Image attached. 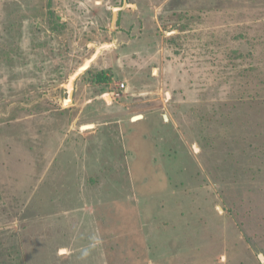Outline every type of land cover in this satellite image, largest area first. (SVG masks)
I'll return each instance as SVG.
<instances>
[{
    "label": "rangeland",
    "instance_id": "1",
    "mask_svg": "<svg viewBox=\"0 0 264 264\" xmlns=\"http://www.w3.org/2000/svg\"><path fill=\"white\" fill-rule=\"evenodd\" d=\"M0 264H264V0H0Z\"/></svg>",
    "mask_w": 264,
    "mask_h": 264
},
{
    "label": "water",
    "instance_id": "2",
    "mask_svg": "<svg viewBox=\"0 0 264 264\" xmlns=\"http://www.w3.org/2000/svg\"><path fill=\"white\" fill-rule=\"evenodd\" d=\"M130 6L128 5V3L126 2V1H124V5H123V7L122 8H116V9H114V20L115 21H117V19H118V15H119V13L121 12V11H123V10H125V9H127V8H129ZM101 50L99 49V50H97V53H99ZM97 55V54H96ZM96 55L93 57V59H95V57H96ZM92 59V60H93ZM91 60V61H92ZM91 61H88L72 78H71V80H70V82H69V84H71L72 83V92H73V90H74V83L76 82V80L79 78V76L80 75H82V74H84V73H86V71L90 68V66H91ZM71 92V93H72Z\"/></svg>",
    "mask_w": 264,
    "mask_h": 264
},
{
    "label": "trees",
    "instance_id": "3",
    "mask_svg": "<svg viewBox=\"0 0 264 264\" xmlns=\"http://www.w3.org/2000/svg\"><path fill=\"white\" fill-rule=\"evenodd\" d=\"M58 21H59V18L56 17V15H54L53 13L50 12L49 13V24L52 26L53 30L60 31V29H59L60 27H59ZM174 39L175 38H172V41H174ZM87 73H91V70H88ZM102 77H103V74L102 75H99L98 80L99 81H103L104 79H106L105 78V75H104L103 78Z\"/></svg>",
    "mask_w": 264,
    "mask_h": 264
},
{
    "label": "bare ground",
    "instance_id": "4",
    "mask_svg": "<svg viewBox=\"0 0 264 264\" xmlns=\"http://www.w3.org/2000/svg\"><path fill=\"white\" fill-rule=\"evenodd\" d=\"M69 90H70V93H71V91H72V83L69 84ZM137 118H141V117H140V116H137V117H135L134 119H137Z\"/></svg>",
    "mask_w": 264,
    "mask_h": 264
},
{
    "label": "crops",
    "instance_id": "5",
    "mask_svg": "<svg viewBox=\"0 0 264 264\" xmlns=\"http://www.w3.org/2000/svg\"><path fill=\"white\" fill-rule=\"evenodd\" d=\"M140 117H143V116H140ZM135 118V117H134ZM132 121V120H131Z\"/></svg>",
    "mask_w": 264,
    "mask_h": 264
},
{
    "label": "built area",
    "instance_id": "6",
    "mask_svg": "<svg viewBox=\"0 0 264 264\" xmlns=\"http://www.w3.org/2000/svg\"><path fill=\"white\" fill-rule=\"evenodd\" d=\"M122 87H124V86L122 85Z\"/></svg>",
    "mask_w": 264,
    "mask_h": 264
}]
</instances>
